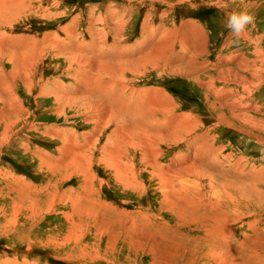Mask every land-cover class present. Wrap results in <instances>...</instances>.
<instances>
[{"label": "rangeland", "instance_id": "374dc122", "mask_svg": "<svg viewBox=\"0 0 264 264\" xmlns=\"http://www.w3.org/2000/svg\"><path fill=\"white\" fill-rule=\"evenodd\" d=\"M27 7L9 22L0 18V32L25 42L37 60L34 88L18 84V103L7 99L19 121L5 126L18 123L9 134L0 126V264H264V0H28ZM240 11L254 24L237 44L226 20ZM85 77L92 91L101 89L89 95ZM148 97L156 99L153 126L173 135L167 142H159L163 132H142L146 115L126 117ZM94 98L102 101L96 109L87 106ZM133 122L141 149L128 131ZM146 134L155 137L148 144Z\"/></svg>", "mask_w": 264, "mask_h": 264}, {"label": "bare ground", "instance_id": "6f19581e", "mask_svg": "<svg viewBox=\"0 0 264 264\" xmlns=\"http://www.w3.org/2000/svg\"><path fill=\"white\" fill-rule=\"evenodd\" d=\"M27 1L28 0H0V18L1 19H4L5 20V22H6V20L9 22L12 18H16V17H18V16H23V13H28V12H26V11H28L27 9L29 8V7H27L26 8V4H27ZM235 1V0H234ZM240 2V1H239ZM238 3V2H237ZM4 7H7L8 9L7 10H4ZM236 7V6H235ZM26 8V9H25ZM237 8V7H236ZM235 8V9H236ZM248 11H249V9H248ZM7 24H10V23H7ZM182 26V25H181ZM180 28V27H179ZM160 29V28H159ZM161 30V29H160ZM160 30H159V32H160ZM192 30V29H191ZM195 30V29H194ZM68 31H70V30H68ZM157 31V30H156ZM166 31V30H165ZM180 31V30H179ZM74 32V31H73ZM190 32H192V31H190ZM195 32V31H194ZM193 32V35L195 34ZM198 32H199V30H198ZM202 32V31H201ZM99 33V32H98ZM166 33V32H165ZM173 33H174V31H173ZM158 34H160V33H158ZM168 34H170V33H168ZM167 34V35H168ZM190 34V33H189ZM202 34V33H201ZM68 35V34H67ZM150 35V34H149ZM191 35V34H190ZM193 35H191V36H193ZM200 35V34H199ZM173 36V35H172ZM180 37H181V35H179ZM190 36V37H191ZM198 36V35H197ZM205 36V35H204ZM249 36V35H248ZM47 37H49V36H47ZM46 37V38H47ZM147 37H149V36H147ZM165 37V40H167L166 39V37L167 36H164ZM168 37H170V35L168 36ZM182 37H185V36H183L182 35ZM188 37V36H187ZM195 37V36H194ZM202 37V36H201ZM206 37V36H205ZM150 38V37H149ZM156 38V37H155ZM186 38V37H185ZM193 38V37H192ZM15 39V36L14 35H12V34H7L6 32H4V33H2V32H0V103L1 104H4L3 106H1V107H3L2 108V110H1V112H0V126L2 125H4V131H5V133H10V131H11V128L14 126V124H16V123H18V122H15V123H13V124H11L10 125V127H7V126H5L6 124L4 123V122H6V120H8V118L9 119H12V118H16V121H19V119H17V116H18V110L16 109V108H14L13 106H11V103H9L8 101H7V99H9V98H11V100L12 101H16L17 103H18V100H17V95H16V92H18V87H17V85L18 84H22V85H25V87H28V89L29 90H31L32 88H34L33 87V84H32V81L30 80L31 79V75L30 74H32V70L35 68L34 66L35 65H37V60H36V58H35V56L33 55V53L31 52V51H29V47H28V45L25 43V42H21V43H13L12 41ZM162 39V38H161ZM164 39V38H163ZM172 39V38H171ZM190 39V38H189ZM197 40H198V38H196ZM203 39V38H202ZM44 39H42L41 41H43ZM151 40V39H150ZM150 40H149V42H150ZM156 40V39H155ZM184 40V39H183ZM194 40V39H193ZM192 40V41H193ZM33 41V40H32ZM153 41V40H152ZM159 41V40H158ZM168 41V40H167ZM207 41V40H206ZM44 42V41H43ZM195 42H196V40H195ZM194 42V43H195ZM200 42V41H199ZM204 42V41H203ZM162 43H164L163 41H162ZM173 43V42H172ZM46 44V43H45ZM64 44V43H63ZM155 44H159V43H155ZM33 45V44H32ZM149 45V44H148ZM151 45V44H150ZM37 46H39V45H37ZM36 46V47H37ZM152 46H154V45H152ZM160 46V45H159ZM158 46V47H159ZM192 46H194V45H192ZM10 47H14V48H16V50H13V49H11ZM30 47H32L31 45H30ZM149 47V46H148ZM155 47V46H154ZM153 47V48H154ZM167 47V46H166ZM72 48V47H71ZM157 48V47H156ZM225 48H226V46H225ZM27 49V52H25V50ZM39 49V48H38ZM118 49V48H117ZM147 49V48H146ZM158 49V48H157ZM156 49V50H157ZM166 49V48H165ZM182 49V48H181ZM42 50V49H41ZM74 50V49H73ZM162 50V49H161ZM35 51V50H34ZM38 51H40V50H38ZM117 51V50H116ZM153 51V50H152ZM182 51V50H181ZM206 51V50H205ZM257 51V50H256ZM259 51V50H258ZM42 52V51H41ZM163 52V50L161 51V53ZM189 52V51H188ZM199 52V51H198ZM202 52V51H201ZM116 53V52H115ZM148 53V52H147ZM146 53V54H147ZM154 53V52H153ZM152 53V54H153ZM157 53V52H156ZM183 53V52H182ZM254 53H255V51H254ZM35 54V53H34ZM109 54V53H108ZM141 54V53H140ZM155 54V53H154ZM160 54V53H159ZM163 54V53H162ZM161 54V55H162ZM199 54H200V52H199ZM36 55V54H35ZM110 55H111V53H110ZM117 55V54H116ZM160 55V56H161ZM77 56V55H76ZM112 56V55H111ZM139 56V55H138ZM150 56V55H149ZM152 56V55H151ZM159 56V58H161ZM197 56V55H196ZM38 57V56H37ZM70 57V56H69ZM91 57V56H90ZM143 57V56H142ZM164 57V56H163ZM166 57V56H165ZM261 57V56H260ZM28 58H31V59H28ZM39 58V57H38ZM72 58V57H71ZM115 58V57H114ZM196 58V57H195ZM239 58V57H238ZM242 58V57H241ZM81 59V58H80ZM138 61H139V57L138 58H136ZM142 59V58H141ZM154 59V58H153ZM230 59V58H229ZM262 59V58H261ZM83 61H84V63H85V60H84V58L82 59ZM90 60V58H88V61ZM129 60V62L131 61L130 59H128ZM137 60H134V61H136L135 63H138V61ZM151 60V59H150ZM233 60V59H232ZM244 60V59H243ZM88 61H86L87 63H88ZM133 61V60H132ZM131 61V64L129 63L128 65H132V62ZM143 61V60H142ZM147 61V60H146ZM242 61V60H241ZM31 62H33V63H31ZM82 62V61H81ZM91 62H93V61H91ZM95 62V61H94ZM120 62V61H119ZM118 62V63H119ZM140 62H141V60H140ZM151 62H152V60H151ZM157 62V61H156ZM197 62V61H196ZM256 62V61H255ZM84 63L82 62V65H84ZM86 63V64H87ZM143 63H144V61H143ZM153 63V62H152ZM218 63V62H217ZM238 63V62H237ZM262 63H263V61H262ZM261 63V64H262ZM5 64H8L9 66H8V69L5 67ZM89 64V63H88ZM108 64V63H107ZM120 64H121V62H120ZM140 66H141V68H143L145 65H146V63H144L145 65L144 66H142V64H140V63H138ZM154 64V63H153ZM186 64H188V63H186ZM240 64V63H239ZM260 64V63H259ZM264 64V63H263ZM78 66H79V64H77ZM94 65V64H93ZM101 65V64H100ZM114 65V64H113ZM117 65V64H116ZM128 65H126V66H128ZM163 65V64H162ZM218 65V64H217ZM245 65V64H244ZM77 66V67H78ZM87 66V65H86ZM133 66V65H132ZM132 66H130V67H132ZM136 66H138V65H136ZM136 66L134 67V69L133 70H135L136 69ZM164 66H165V64H164ZM246 66V65H245ZM83 68H84V66H82ZM94 67V66H93ZM106 67V66H105ZM109 67V66H108ZM111 67V66H110ZM113 67V66H112ZM125 67V66H124ZM139 67V66H138ZM154 67V66H153ZM152 67V68H153ZM202 67H204V66H202ZM213 67V66H212ZM216 67V66H215ZM82 68V69H83ZM91 67L89 66V69H90ZM102 68V67H101ZM199 68V67H198ZM238 68V67H237ZM241 68V67H240ZM243 68V67H242ZM79 69H81V67L79 68ZM85 69H86V67H85ZM88 69V68H87ZM86 69V70H87ZM95 68H93V70H94ZM98 69H99V66H98ZM97 69V70H98ZM156 69V68H155ZM219 69V68H218ZM77 70V68L75 69V71ZM96 70V69H95ZM94 70V71H95ZM100 70V69H99ZM131 70H132V68H131ZM132 70V71H133ZM139 70V69H138ZM164 70V69H163ZM168 70V69H167ZM176 70V69H175ZM181 70V69H180ZM208 70V69H207ZM214 70V69H213ZM91 71V70H90ZM106 71V70H105ZM108 71V70H107ZM121 71V70H120ZM136 71V70H135ZM142 71H143V69H142ZM254 71V70H253ZM259 71V70H258ZM31 72V73H30ZM34 72H35V70H34ZM84 72H86V71H84ZM87 72H89V71H87ZM162 72V71H161ZM160 72V73H161ZM167 72V71H166ZM174 72V71H173ZM176 72V71H175ZM196 72H198V71H196ZM201 72V71H200ZM205 72V71H204ZM222 72V71H221ZM228 72H229V70H228ZM92 73V72H91ZM91 73H90V77H93L92 75H91ZM97 72H95V74H96ZM131 73H133V72H131ZM135 73V72H134ZM137 73H138V71H137ZM158 73V72H157ZM199 73V72H198ZM220 73V72H219ZM78 74L80 75V73L78 72ZM87 75H88V73H86ZM85 74V75H86ZM97 74H99V73H97ZM112 74H115V73H112ZM121 74V73H120ZM136 74V73H135ZM141 74V73H140ZM143 74V73H142ZM190 74V73H189ZM75 75H76V73H75ZM137 75H139V74H137ZM163 75V74H162ZM161 75V76H162ZM169 75V74H168ZM199 75V74H198ZM83 76V75H82ZM82 76H80V78L79 79H81V77ZM113 76V75H112ZM158 76H159V74H158ZM173 76V75H172ZM257 76V75H256ZM255 76V77H256ZM87 77V76H86ZM86 77L84 78L85 79V82H84V89H88L86 92L87 93H89V95H90V92L93 94V91L94 90H96L97 88H96V86L99 84H95V88L96 89H93V91H92V88L90 89L88 86H89V84H90V82L88 81V79H86ZM89 77V76H88ZM87 77V78H88ZM89 77V78H90ZM106 77V76H105ZM117 77V76H116ZM120 76H119V74H118V78H119ZM138 77V76H137ZM193 77V76H192ZM197 77V76H196ZM205 77V76H204ZM75 78V77H74ZM187 78V77H186ZM191 78V77H190ZM195 78V77H194ZM99 79V78H98ZM109 79V78H108ZM108 79H106V82H108L107 80ZM112 79V78H111ZM115 79V78H114ZM185 79V78H184ZM258 79H259V77H258ZM82 80H83V78H82ZM128 80V79H127ZM193 80V79H192ZM112 81H114V80H112ZM124 81H126V80H124ZM123 81V82H124ZM82 82V81H81ZM106 82H105V84H106ZM133 82V81H132ZM246 82V81H245ZM75 83H77V81L75 82ZM78 83H79V80H78ZM77 83V84H78ZM109 83H111L110 81H109ZM114 84L116 83L115 81L113 82ZM198 83V82H197ZM104 84V83H103ZM103 84H102V86H103ZM108 84V83H107ZM107 84L106 85H104L103 87H102V89H103V91L106 93L109 89H108V86H107ZM118 84V83H117ZM120 84V83H119ZM131 84V83H130ZM250 84H252V83H250ZM204 85V84H203ZM79 86V85H78ZM81 86H83V82H82V85ZM112 86V85H111ZM119 86H122V85H119ZM73 87H75V85L73 86ZM91 87V86H90ZM99 87V86H98ZM116 87H118V85H116ZM203 87V86H202ZM241 87V86H240ZM252 87V86H251ZM60 88H61V86H60ZM100 88V87H99ZM98 88V89H99ZM119 88V87H118ZM75 89V88H74ZM77 89V88H76ZM89 89L91 90L90 92H89ZM97 89V91H99ZM101 89V88H100ZM120 89V88H119ZM121 89H123V88H121ZM125 89V88H124ZM123 89V90H124ZM140 89V88H139ZM148 89V88H147ZM147 89H145V91L147 90ZM152 89V88H151ZM153 89H155V88H153ZM201 89V88H200ZM40 90H43L42 89V87H40ZM118 90V89H117ZM130 90V89H129ZM161 90V89H160ZM82 91H83V89H82ZM97 91H96V94H97ZM122 91V90H121ZM125 91H127V90H125ZM130 91H132V89L130 90ZM144 91V90H143ZM152 90H150V92H151ZM165 91V90H164ZM103 92V93H104ZM123 92V91H122ZM139 92V94L142 92H140V91H138ZM150 92L149 93H147V95H150ZM158 92V94H159V91H157ZM70 93V92H69ZM99 93V92H98ZM114 93V92H113ZM117 93H119V92H117ZM131 93H133V92H131ZM144 93V92H143ZM142 93V94H143ZM145 93V94H146ZM153 93H155V91L153 92ZM14 94V95H13ZM85 94V93H84ZM129 94V93H128ZM127 94V95H128ZM156 94V93H155ZM78 95H79V93H78ZM99 95V94H98ZM112 95V94H111ZM111 95H109V96H111ZM114 95V94H113ZM112 95V96H113ZM131 95V94H130ZM141 95V94H140ZM19 96V95H18ZM64 96V95H63ZM75 96H76V94H75ZM83 96V95H82ZM94 96H96V95H94ZM100 96H103V97H106V95H104V94H101ZM109 96L107 97V98H109ZM119 97V95H115V97ZM129 96V95H128ZM151 97H154L153 96V94L152 95H150ZM157 96H159V95H157ZM64 97H67V96H64ZM63 97V98H64ZM87 97V96H86ZM85 97V98H86ZM114 97V96H113ZM117 97V98H118ZM123 96L121 95V98H122ZM138 97V96H137ZM145 97H147V96H145ZM167 97H168V95H167ZM19 98H20V96H19ZM62 98V99H63ZM68 98H69V96H68ZM72 98V97H71ZM80 98H82L81 96H80ZM116 98V99H117ZM120 98V97H119ZM124 98V97H123ZM159 98H161V97H159ZM164 98V97H163ZM169 98V97H168ZM73 99H74V94H73ZM72 99V100H73ZM125 99V98H124ZM127 99V98H126ZM135 99H137L136 97H135ZM141 99H142V97H141ZM167 99V98H166ZM165 99V100H166ZM220 99H222V98H220ZM70 100V99H69ZM85 100V99H84ZM101 100V99H100ZM114 100H115V98H114ZM123 100V99H122ZM138 100V99H137ZM136 100V101H137ZM153 100H154V98L153 99H151V98H149L148 97V99L146 100V102H145V104H144V102L142 103V104H144V105H142V104H138V103H134V105L132 106V108L130 109L129 107V110H128V112H126V111H124V112H126V113H128V115H126V117L129 119L128 121H130L131 122V118L132 117H135V115L136 114H140L139 115V117L141 116V118H142V116H144V115H146L147 117H143L142 118V120H140L139 122H138V126L140 127V129H142L143 131L142 132H144L145 130H147V131H158V132H163V128H159L158 126H153V124H155L156 122H155V117L154 116H156V112H153V111H151V109H152V107H151V103H156V99L154 100V102H153ZM71 101V100H70ZM108 101H112V100H108ZM141 100H139L138 102H140ZM170 100L168 99V102H169ZM62 102H63V100H62ZM74 102V101H73ZM78 102V101H77ZM100 102H102V101H100ZM99 102V99H98V101H95V98H94V101H92V102H89L88 104H87V106H90L91 104L93 105V107H95V109H96V107H98L99 106V104L101 105V103ZM106 102V104H107V106H108V103H107V101H105ZM126 102H128V101H126ZM76 103V102H75ZM110 103L111 102H109V105H110ZM60 104V103H59ZM58 104V105H59ZM63 104V103H62ZM61 104V105H62ZM74 104V103H73ZM113 104V103H112ZM118 105H119V101H118V103H117ZM125 104L127 105V103H125V101H124V103L123 102H121V106H122V109H123V107H125L126 109H127V107L125 106ZM163 104H164V102H163ZM60 105V106H61ZM114 105L115 106H117L115 103H114ZM169 105V104H168ZM174 105V104H173ZM63 106V105H62ZM76 106V105H75ZM81 106V105H80ZM84 106V105H83ZM83 106H81V107H83ZM158 107H159V105H157ZM172 106V105H171ZM176 105H174V107H175ZM0 107V108H1ZM68 107V106H67ZM74 107V106H73ZM72 107V108H73ZM109 107V106H108ZM150 107V108H149ZM164 107V106H163ZM5 108H6V111L7 112H13L12 114H9V115H7L6 113H5ZM65 108V107H64ZM70 108V107H69ZM105 108V107H104ZM116 108H118V107H116ZM125 108H124V110H125ZM154 108V107H153ZM156 108V107H155ZM160 108V107H159ZM177 108V107H176ZM175 108V109H176ZM57 109H59V107L57 108ZM68 109V108H67ZM82 109V108H81ZM90 109H91V107H90ZM99 109V108H98ZM100 109H102V111H103V108H100ZM112 109V108H111ZM165 109V108H164ZM166 109H167V107H166ZM75 110V109H74ZM79 110H80V108H79ZM105 110H107V107L105 108ZM121 110V109H120ZM155 110V109H154ZM76 111H78L77 109H76ZM99 111H101V110H99ZM99 111H98V115L97 116H99ZM108 111H109V109H108ZM108 111H107V113H108ZM116 111V110H115ZM156 111V110H155ZM162 111V110H161ZM165 111V110H164ZM86 112H87V110H86ZM92 112V111H91ZM90 112V113H91ZM78 113V112H77ZM83 113V112H82ZM95 113H97V112H95ZM102 113V112H101ZM115 113V112H114ZM156 113V114H155ZM167 113V112H166ZM58 114H59V112H58ZM85 114V113H84ZM92 114V113H91ZM103 114V113H102ZM101 114V115H102ZM113 114V113H112ZM115 114H117V113H115ZM142 114V115H141ZM173 114V113H172ZM4 115H7V116H5L4 117ZM105 115V113L103 114V116ZM160 115V114H159ZM93 116V115H92ZM107 116V115H106ZM122 116V114H120V117ZM138 116V115H137ZM164 116V115H163ZM177 116V115H176ZM101 116H99V118H100ZM105 117V116H104ZM180 117V116H179ZM106 118V117H105ZM105 118H102V119H104L105 120ZM124 118V117H123ZM176 118V117H175ZM135 119H136V117H135ZM137 119H138V117H137ZM144 119V120H143ZM182 119V118H181ZM88 120V119H87ZM87 120H85V121H87ZM95 120H97V119H95ZM134 120V119H133ZM172 121H173V119H171ZM178 120V119H177ZM10 121V120H9ZM94 121V120H93ZM123 121V120H122ZM125 121H126V119H125ZM135 121V120H134ZM187 121V120H186ZM98 122V121H97ZM137 122V121H136ZM8 123V122H7ZM86 123V122H85ZM100 123V122H99ZM126 123V122H125ZM128 123V122H127ZM190 123V122H189ZM94 124H96V123H94ZM103 124V123H102ZM134 122H133V124H129V128H128V131H133V137H134V139H136L137 140V146H139L140 147V149L142 148V145L144 144V142H143V140H142V136L140 135V134H138L139 132H141L140 131V129H139V132L138 133H135V131H134V129H138V127L136 126L135 128H134ZM170 123H168V125H169ZM9 125V124H8ZM137 125V124H136ZM96 127V126H95ZM94 127V128H95ZM124 127V126H123ZM173 127V126H172ZM98 128H99V126H98ZM120 128V127H119ZM105 129V128H104ZM174 129V128H173ZM124 130H125V128H124ZM114 131V130H113ZM118 131V130H117ZM172 131V130H171ZM128 133V132H127ZM164 134H161V139L159 140V142H167V141H169L171 138H170V134H169V132L168 131H165V132H163ZM112 134V133H111ZM147 135V134H146ZM172 135V134H171ZM4 136H7V134H5ZM173 136V135H172ZM109 137V136H108ZM153 138H155L154 136H148L147 135V137H145V142H146V144H148L147 143V141H152V139ZM54 139V138H53ZM173 139H175V138H173ZM52 140V139H51ZM108 141H111V139L110 138H108L107 139ZM156 141V140H155ZM58 142V141H57ZM106 143V142H105ZM115 143H117V144H120V141H118V140H116L115 141ZM156 143V142H155ZM90 144V143H89ZM198 144V143H197ZM145 145V144H144ZM153 146V145H152ZM161 146V145H160ZM163 146V145H162ZM169 146V145H168ZM117 147V146H116ZM156 147V146H155ZM202 146H200V148H201ZM204 147V146H203ZM84 148V147H83ZM82 148V149H83ZM213 147H209L208 148V151H210L211 149H212ZM204 149V148H203ZM155 150V149H154ZM215 151H216V149H214ZM76 152V151H75ZM153 152V151H152ZM155 152V151H154ZM212 152V151H211ZM82 153V152H81ZM72 155H76L75 153L74 154H71V157H72ZM210 155H211V153H210ZM70 156V155H69ZM68 156V158H70ZM77 156V155H76ZM203 156V155H202ZM62 157H64L63 155H62ZM141 157H144L145 158V155H143L142 154V156ZM65 158V157H64ZM68 158H67V160H68ZM73 158V157H72ZM74 158H76L75 156H74ZM77 158H79L78 156H77ZM76 158V160H78ZM110 158V157H109ZM204 158V157H203ZM107 159H108V157H107ZM106 159V160H107ZM66 160V161H67ZM70 160V159H69ZM111 159H109L108 160V162H106V163H108V164H111L112 162L110 161ZM65 161V160H64ZM101 161V160H100ZM109 162H111V163H109ZM39 163V162H38ZM50 163V162H49ZM62 163V162H61ZM60 163V164H61ZM105 163V162H104ZM106 163H105V165H106ZM145 163V162H144ZM55 165H56V163H54ZM67 164V163H66ZM77 164V163H76ZM75 164V165H76ZM142 164V163H141ZM187 164V163H186ZM189 164V163H188ZM38 165H40V163L38 164ZM41 165H44V164H41ZM46 165V164H45ZM49 165H51V164H49ZM53 165V164H52ZM51 165V166H52ZM58 165V164H57ZM62 165H64V163H62ZM99 165H101V164H99ZM58 166H60V165H58ZM66 166V165H65ZM111 166V165H110ZM174 166H175V164H174ZM192 166V165H191ZM202 166V165H201ZM44 167V166H43ZM52 167H54V166H52ZM62 167V166H61ZM148 166H144V170H146V168H147ZM38 168V167H37ZM45 168V167H44ZM59 168V167H58ZM123 168V167H122ZM40 169V168H39ZM42 169V168H41ZM45 169H47V167L45 168ZM50 169V168H49ZM56 169H57V166H56ZM113 169V168H112ZM58 170V169H57ZM166 170V168L164 169V171ZM53 171H56V170H54L53 169ZM53 171H50V172H53ZM50 172H48V173H50ZM129 172V171H128ZM176 172V171H175ZM192 172V171H191ZM47 173V174H48ZM81 172H79V174H80ZM193 173V172H192ZM78 174V173H77ZM51 175V174H50ZM82 175L83 176H85L86 174H84V173H82ZM133 175H134V177H138V174H137V172L136 173H133ZM161 175V174H160ZM200 175V174H199ZM189 176V175H188ZM86 177V176H85ZM118 179H120V178H118ZM85 181H86V183L88 182L87 180H86V178H85ZM198 187V186H197ZM186 188V187H185ZM163 191V190H162ZM161 191V192H162ZM197 191H198V189H197ZM166 192V191H165ZM189 193V192H188ZM162 194V193H161ZM190 194V193H189ZM201 195V194H200ZM188 196V195H187ZM165 198V197H164ZM195 212H197V211H195ZM221 230V229H220ZM220 232V231H219ZM215 232H213V234H214ZM212 234V235H213ZM213 247V246H212ZM222 253H220V255H221ZM223 255V254H222ZM222 257V256H221Z\"/></svg>", "mask_w": 264, "mask_h": 264}, {"label": "clouds", "instance_id": "9594fccd", "mask_svg": "<svg viewBox=\"0 0 264 264\" xmlns=\"http://www.w3.org/2000/svg\"><path fill=\"white\" fill-rule=\"evenodd\" d=\"M254 24V17L247 11L234 12L227 17L229 37L239 44L247 36L248 28Z\"/></svg>", "mask_w": 264, "mask_h": 264}]
</instances>
